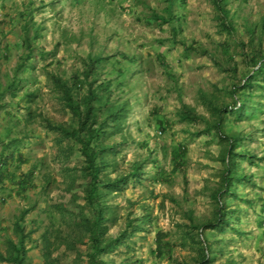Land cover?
<instances>
[{
	"label": "rangeland",
	"instance_id": "374dc122",
	"mask_svg": "<svg viewBox=\"0 0 264 264\" xmlns=\"http://www.w3.org/2000/svg\"><path fill=\"white\" fill-rule=\"evenodd\" d=\"M169 3L0 0V134L18 141L15 179L32 173L25 191L10 179L0 184V264H46V231L48 263L89 264L84 156L58 127H77L78 119L54 74L76 99L97 95L94 127L104 126L100 143L114 149L100 156L109 165L101 177L126 179L101 190L104 238L120 239L100 256L106 264H264V84L254 77L241 89L254 51L264 54V0H225L229 33L213 0H175L170 17ZM183 105L202 119L182 121ZM219 109L224 131L237 139L232 155L229 140L206 130ZM178 145L187 147V164L173 171ZM228 160L231 188L220 193ZM219 193L224 223L202 232L200 225L218 222ZM158 233L170 242L163 253Z\"/></svg>",
	"mask_w": 264,
	"mask_h": 264
},
{
	"label": "trees",
	"instance_id": "16d2710c",
	"mask_svg": "<svg viewBox=\"0 0 264 264\" xmlns=\"http://www.w3.org/2000/svg\"><path fill=\"white\" fill-rule=\"evenodd\" d=\"M175 0H170L169 5L165 8V13L167 16H172V7L174 5ZM225 0H213L214 6L218 12V18H219V24L222 30L226 32H232L234 30V27L229 19L228 10L225 8L223 3ZM156 20H162L163 22H167L168 19L165 15H154ZM255 54L252 56V72H250L245 80L244 84L241 89H249L252 88L255 84L253 81L254 77L258 78L259 80H262L264 84V54L262 51H254ZM98 62H100V58H91L90 60V67L93 68L94 65H96ZM23 65L19 66V69H22ZM52 80L54 81V86L57 90H59L63 96V100L66 101L67 106L71 109V111L75 114L77 117V127H65V126H58L60 128L61 133L70 139H73L77 141L81 146V152L84 156V167H83V174L82 177L85 179V186L84 190L86 192V202L88 205H90L92 209V217H84L83 221L81 222L82 228L88 233L90 246L88 251V261L89 264H106L100 256L108 250H110L116 243L120 241L118 238H111L105 239L104 235L106 234V218L104 216V210L105 207L101 203L102 198V189H110V188H120L122 184L126 182L125 178H116V179H110V178H102L101 172L103 168L106 166V161L103 159L100 161V156L103 155V153H106L108 151H114L113 147H108L103 145V143H100L103 135L105 134L104 126L100 125L99 127H94L95 123L97 122L98 115L96 113L97 109L94 106V102L97 99V95L93 91H88L86 95H83L80 98H75L73 95L74 87L71 85L69 86L66 81H64L61 77H58L57 75L51 76ZM263 84H261L263 86ZM249 107H245V110H247ZM235 110L239 111V108L236 107ZM223 112L224 110H215V113H217V119L216 122L211 124L210 122L206 121L207 127L206 130L211 131L212 129H216L218 132V136L222 139H226L230 141V147L228 149V154L232 155L233 148L235 146V143L237 142V139L233 136L229 138L227 136V133L224 131L223 127ZM241 116V112L239 113ZM110 116H112L113 122L119 121L120 113L117 111L110 110ZM179 117L182 121L185 122H195L198 120H201L202 117L196 113V111L189 107L188 105H183V108L179 110ZM0 134V184H3L5 180H9L12 182V185L18 186L21 188V191H25L28 189V187L31 186V180H32V173L28 172L25 173L22 177L16 178V172L11 167L14 164H17L19 160H22V158L15 154V146H17L18 141L16 139H11L7 143H5V138H2ZM9 150V152H8ZM170 157L171 162L173 164V171L177 170H184L187 161V147L185 146H174L172 150L170 151ZM240 156H245L242 153H239ZM21 162V161H19ZM18 162V163H19ZM18 165V164H17ZM17 165L15 169L17 168ZM132 172V175L135 176L139 172V167L137 165ZM231 162L228 160L226 161V167L222 171V179L224 184V189L220 191L222 192H229V188H231L230 180L232 179L231 174ZM4 187L5 185H1ZM220 193L217 194L215 197L217 198V206L218 209H220V215L218 218L217 223L213 222H206L198 227L200 231H205L210 228H215L217 225L223 224V215L225 207H222L220 205L221 196ZM67 208L64 204H58L57 210L61 211L63 208ZM69 216H72V212L68 213ZM17 229L20 228V226L17 224ZM164 234L158 233L157 234V248L159 250V253H163L166 249L167 245H170V242L164 241ZM44 239V249H45V259L46 264L50 260L51 255V246L52 244L49 241V232L46 231L43 235ZM23 243V240H21ZM16 247V251H17ZM19 251V250H18ZM15 256V260H19ZM203 261L209 263V252L208 248L207 251H203ZM181 264H188V263H181Z\"/></svg>",
	"mask_w": 264,
	"mask_h": 264
}]
</instances>
